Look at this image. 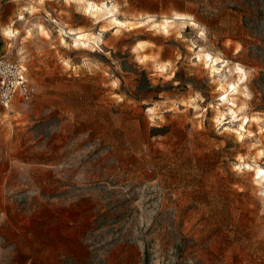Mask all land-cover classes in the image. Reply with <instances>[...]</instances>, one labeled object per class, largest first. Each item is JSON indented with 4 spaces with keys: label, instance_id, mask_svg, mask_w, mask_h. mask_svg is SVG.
I'll return each instance as SVG.
<instances>
[{
    "label": "rangeland",
    "instance_id": "374dc122",
    "mask_svg": "<svg viewBox=\"0 0 264 264\" xmlns=\"http://www.w3.org/2000/svg\"><path fill=\"white\" fill-rule=\"evenodd\" d=\"M0 55L36 89L0 104V264H264V0H0Z\"/></svg>",
    "mask_w": 264,
    "mask_h": 264
},
{
    "label": "built area",
    "instance_id": "2783aa9c",
    "mask_svg": "<svg viewBox=\"0 0 264 264\" xmlns=\"http://www.w3.org/2000/svg\"><path fill=\"white\" fill-rule=\"evenodd\" d=\"M36 89L20 60L0 55V104L10 107L15 101L30 102Z\"/></svg>",
    "mask_w": 264,
    "mask_h": 264
},
{
    "label": "bare ground",
    "instance_id": "6f19581e",
    "mask_svg": "<svg viewBox=\"0 0 264 264\" xmlns=\"http://www.w3.org/2000/svg\"><path fill=\"white\" fill-rule=\"evenodd\" d=\"M107 10H109V9H107ZM113 10H114V8H113ZM111 11H112V10H111ZM109 12H110V11H109ZM113 14H114V13H113ZM21 18L23 19L24 17L22 16ZM116 21H118L119 23H123L122 21H119V20H116ZM71 34L75 35L76 33H71ZM80 37H81V36H79V38H80ZM78 40H79V39H78ZM208 57H210V58L215 62L216 65H219V64L221 63V61H220L218 58L211 57V56H208ZM234 71H237V73L240 74V79H239V81H241L244 77L247 76V72H246L242 67H240L239 65L235 68ZM234 73H235V72H234ZM229 85H230V87L233 89V91H235V93H238V92H239V88H240V86H239L238 83H236V82H231ZM228 93H229V89L225 92V94H226L225 100L228 101V102H231L230 105H231L232 107L237 106L236 98H235V97H232V98H231V96H230ZM233 95H234V94H233ZM231 111L233 112L234 115L237 114V112L234 110V108H231ZM246 122H251V119H250L249 117H245V118H244V122H243V124H242V127H243V128H245L244 126H245ZM256 179L264 180V168L259 167V168L256 169Z\"/></svg>",
    "mask_w": 264,
    "mask_h": 264
}]
</instances>
